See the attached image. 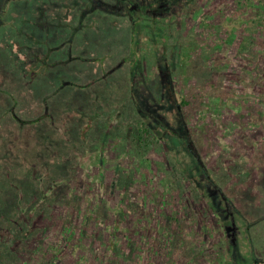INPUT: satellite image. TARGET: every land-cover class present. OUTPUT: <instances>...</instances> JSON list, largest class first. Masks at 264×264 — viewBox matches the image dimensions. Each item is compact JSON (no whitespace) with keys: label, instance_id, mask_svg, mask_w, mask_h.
<instances>
[{"label":"rangeland","instance_id":"obj_1","mask_svg":"<svg viewBox=\"0 0 264 264\" xmlns=\"http://www.w3.org/2000/svg\"><path fill=\"white\" fill-rule=\"evenodd\" d=\"M143 1L156 8L154 0ZM249 1H190L192 8L180 9V18L174 11L170 19L179 20L169 27L154 17L145 27L136 28L120 16L111 30L99 12L93 15L97 25L86 30L81 42L73 43L77 61L68 60L72 54L65 42L47 50L53 51L48 76L26 85L22 79L6 80L22 106L18 104L16 115L12 111L0 117V121L4 118L0 212L9 213L7 218L0 216V225L6 227L0 230V238L10 235L8 228L23 233L12 238L14 246L4 253V264H165L168 242L175 238L167 225L170 216L188 224L177 234L181 240H176L173 255L178 264H237L240 255L264 256V98L260 97H264V55L248 59L238 47L242 27L251 25L264 38V17L258 21L256 14L264 6L251 0L259 8H248L242 27L230 23L237 26L231 42L232 35L225 32L227 16ZM37 30L42 31L39 26ZM25 37L30 38L28 33ZM206 46L214 53L199 52ZM135 49L140 60L136 71L135 57L129 54ZM1 52L5 62L9 56L15 59L9 50ZM175 56H180L178 62L173 61ZM59 59L65 60L67 68H61L64 62ZM243 59L250 61L241 64L247 68L246 75L239 63ZM163 60L171 63L169 69L161 67ZM100 63L111 72L98 80ZM15 68L14 63L9 65L7 78ZM46 78L56 80L48 83ZM65 79L81 86L62 84ZM169 82H173L170 89ZM184 91H194L203 102L186 112L187 126L174 117L169 105ZM135 93L165 119L155 128L159 144L148 157L129 147L122 111L108 112V106L125 102L126 96L133 100ZM4 98L0 94V110L9 106ZM46 111L50 116L24 124L21 130L15 125L14 117L31 120ZM205 170L208 177L203 179L199 173ZM218 190L227 200L214 195ZM75 201L78 207L71 208ZM129 204L137 210L143 207L147 215L137 216ZM218 214L228 220L223 222Z\"/></svg>","mask_w":264,"mask_h":264},{"label":"trees","instance_id":"obj_2","mask_svg":"<svg viewBox=\"0 0 264 264\" xmlns=\"http://www.w3.org/2000/svg\"><path fill=\"white\" fill-rule=\"evenodd\" d=\"M59 1H61L62 3L57 5ZM190 1L193 2L195 0H154L153 2L157 4L156 8H151L150 6L147 7L143 5L145 3V1L143 0H110L109 2H107V0L106 1L105 0H0V46H2L0 47V68H1L0 75H2L3 71H5L6 69V71L3 74L4 78H0L1 83L2 81L5 82L4 84H0V94L5 95L4 99L9 100L10 102L9 106L0 110V117L5 118L12 111H13V114H15L16 108L19 109L18 104L22 106L21 102L19 101L20 96L16 94V91L14 92V90L6 86L7 84L6 80L8 79L10 81L17 83L16 81L17 79L18 81L22 79L23 84L26 85L25 83L29 84V82L37 78H40L43 74H46V76H48V71H50L52 68L51 65L48 64L49 62L48 58L51 57L50 53L52 54L53 51H50L49 53H47L48 52L47 50L59 44L63 45L65 42H68L67 47H68V50H70V53L72 54L70 55V57H68V60L71 61L72 59H74L77 61L78 59L77 55L72 52L74 48L73 43L79 42V41L81 42L82 38L85 37V35L87 34L86 30L90 29V26L97 25L95 21H93L94 14L99 13V12L103 14L105 19H107L106 26L108 29H111V30L113 27H117L116 23L118 22L120 16L128 19L130 21V24L133 22L134 24H131V26L136 27V28L139 26L145 27L146 22L148 23L149 21H153L154 17L155 18L159 17L158 19H160V21H162L161 23H163V25L165 26L168 24H174L179 20V18L181 17L179 10L182 9L183 7L188 6L189 8H192ZM250 1L249 3L247 2L246 7H242L239 4L241 7L238 10L233 11L234 14L232 12L229 14V16L226 15L228 18V24L226 26L225 32H228V33L230 32L228 36L232 35L228 40L229 42H231L232 37H235V33L233 32L234 31L233 29L235 26L234 27L230 26V23H232L233 25L239 24L242 27V23H243L242 20H244V18L242 17L247 16V13L249 12L248 8L249 7L259 8L257 5L255 6L252 3H250ZM256 1L262 4V6H264V0H256ZM239 3H242V1H240ZM76 4H79V6H76ZM57 8H64L67 11L65 13L55 12ZM58 10L59 9H57V11ZM174 11H177V14H179V18L176 22L170 19L172 15L174 16ZM47 13H49L50 16L46 18ZM114 14L116 15V18H114ZM256 14H258V18H257L258 21H261L260 19L264 17V9H256ZM253 22H257V21L255 20ZM109 23H112V25H110ZM35 25L39 26L42 29V31H38L37 26ZM53 25L55 27V30L50 31L48 27L53 26ZM31 27H32V30H31ZM28 28H30V31ZM244 28L245 27L241 28L243 30V36H241V39H239L240 43L238 47L240 51H242V53H246L248 55V59H250L251 57H254L255 55H259V56L264 55V38L258 37L257 31L251 25L249 27L246 26V28L248 29L246 28L244 29ZM24 33L26 34L28 33V36L30 38H26L25 37L26 34ZM30 35H32V37ZM78 35H80V37H78ZM36 36H40V37L38 38ZM90 38H92L93 40L96 37L92 35ZM220 38L223 39L225 37H220ZM10 43H12V45ZM181 46H179L178 48L180 56H182ZM4 48H5V51L9 50V54L12 53L11 55H13L15 59L14 58L11 59L9 56V60L7 59V62H5L2 59L3 54L1 52L2 50H4ZM26 49L27 50L30 49V52L27 51L24 54ZM178 49H177V52H178ZM203 50L207 51L208 55H210L213 49L211 50L210 47L206 46L205 48L200 49L199 52L201 53ZM129 54L135 57L134 59L135 63H133V66H134V70L136 71L137 70L136 68L139 66L138 64L140 63V60L137 55V49H135L134 51H131ZM180 56H179V59H180ZM173 59H174L173 61H176V62L179 61L178 57L176 56ZM9 61H11V63H14V65L16 66L15 68L16 71L14 70L13 71L14 73L11 74L9 78H7V70H8L7 68H9V65L11 64ZM61 61L64 62V65L61 68H67V65L65 64L66 63L65 60H61ZM167 62L168 61L163 60L161 62V67L167 66L169 69L170 62L169 63ZM213 62L215 61L213 60ZM100 64H101L102 73H100V75L96 78L98 80L100 78H104L108 73L111 72V70H108L105 72V70H103V67H102L103 64L102 63ZM173 64L174 63L172 62V65ZM247 64H250V61H248ZM217 66H218L217 68H220V63H217ZM112 67H114V65ZM246 69L247 68H245L243 71L244 75L248 73ZM46 80L49 83L50 81L54 82V80L56 79L46 78ZM60 81L62 82V84H68L70 82L69 80H66V81L60 80ZM70 84L81 86V84H75L72 82H70ZM171 85H173V82L168 83L169 89L171 88ZM191 92L192 93H188L184 91L183 94H181V98L179 100L175 98H171V101H170L171 104L169 102V105L172 107L171 111L174 112V115H175L174 117L179 118V120H181L180 122H182L185 126H187L186 122L188 121L187 120L188 116H186V112L190 110L191 108L196 107L199 104H203V102L200 99L198 100V96L196 95L197 93L195 94L194 91H191ZM260 97H262L261 99L264 98L263 95H261ZM46 98L47 97L45 96L43 100H46ZM144 99L145 98L143 97L142 100H139L136 93L133 95V100H130L128 96H126L125 102L119 101V103H117L116 105L109 104L111 106H108L109 107L108 112L115 114L117 113L118 110L122 111V114H124L127 118L126 119L127 123H125L126 125L124 124L123 133L126 135V140L129 144V147L132 148V151L135 154L140 153V155L148 157V154L151 153V151L154 150L159 144V140L155 139V134H154L155 128L157 129L158 122H162L165 119L163 117L161 118H159V116L157 117L155 114L154 107L152 106L153 104L149 106V104H146L144 102ZM41 100L42 98H40V101L38 102L39 105L40 103H42ZM168 109L170 110L171 108H168ZM45 114L50 116V114L46 111V112H43L42 114L34 116L33 119L31 120L28 118H26V120H20V117H14L16 120V123L15 122L14 123L15 125L17 124L19 127L18 129L21 130L23 126L29 123L35 122L39 120L40 118H43V116H47ZM203 115L204 114H202V117ZM215 116H218V115H215ZM95 117H97V115ZM220 118L221 117H219V119ZM3 119L0 121V127L2 126L1 123ZM94 121H97L98 123H100L98 119L96 120L94 119ZM19 122H21L20 123L21 125L18 124ZM96 130L99 131L100 127ZM157 136L158 134L156 135V137ZM119 158L120 157H118V154H116V156L114 157L116 166H119V164L117 165ZM194 159L199 162L198 165H202L204 166V168H206L205 167L206 165L205 164L203 165L202 163L203 161L200 158H197L194 156ZM199 174L203 176V179L208 177V173L206 170L203 172L200 171ZM3 178H5L4 175H3ZM174 180L176 181V179H173L172 182H175ZM211 181L212 180L210 179V183ZM214 190H217V188H215ZM216 193L220 195L219 198L221 197L220 198L221 200H225V199L227 200V197L223 195L224 192L218 190L215 192L214 195H216ZM212 199L215 201L213 197ZM214 201L212 203H215ZM76 205L78 207L77 201L73 202V204H71L70 206L71 208L73 206L75 208ZM130 206H131V211H133V213L134 212L138 213L137 216L147 215V212H145V209L143 207L137 210L136 206L134 205H130ZM217 206L221 210H224L221 204L220 205L217 204ZM208 207L213 209L215 213H220L217 211L214 204L212 205L211 203H209ZM117 210L119 212L117 216H119L122 209H120L119 207ZM124 210H128V209L125 208ZM125 213H126L125 215H127L129 214V211H125ZM13 214H15V212H13ZM218 215L223 216L221 214H218ZM0 216L7 218L9 216V213H4V211H1ZM14 216L16 217L18 215H14ZM225 220H228V219L224 217L223 222ZM112 222L116 224L118 222V218L117 217L112 218ZM85 223H87V221ZM167 223H168L167 225L170 226V228H172V229L170 228L169 229L172 230L173 232L172 234L174 235L175 238L170 239L168 242L171 248L166 253L167 256L165 258L166 260L165 264H178L179 262H176V259L178 257L176 258V256L173 255L175 253L174 248L176 247V240L177 241L181 240V237L177 234L186 230L188 228V224H186L184 221H181L180 218H177L174 216H170V218L168 217ZM253 223L251 225H253ZM3 228H6V227L2 223V225H0V230ZM8 232L10 234L9 236L4 235V238L6 240H4L3 237L0 238V242L3 241L2 243H0V264L5 263L3 261L4 253L5 252L8 253L9 251H11V249L14 246V240L12 238L13 237L20 238V235L22 236V233H23L22 230L20 229L17 230L16 227L14 229L8 228ZM54 255L56 256V253H54ZM180 258H182V256ZM239 258L241 260L237 264H264V256L259 257L254 254H250L249 256H246V257L243 255H240ZM225 264H236V263L235 261L233 262L229 261V263H225Z\"/></svg>","mask_w":264,"mask_h":264},{"label":"crops","instance_id":"obj_3","mask_svg":"<svg viewBox=\"0 0 264 264\" xmlns=\"http://www.w3.org/2000/svg\"><path fill=\"white\" fill-rule=\"evenodd\" d=\"M218 38H220V36H218ZM235 37H233V39H234ZM212 52L214 53V51L212 50ZM222 58H225V59H222V62H224V61H226L227 62V59H226V57L225 56H222V55H220ZM221 62V64H223ZM247 62H248V60L247 59H243V61L242 62H239L240 63V68L242 67L243 69H244V66H242V65H244L245 64V66L247 65ZM225 63V62H224ZM220 64V65H221ZM242 64V65H241ZM221 69V68H220Z\"/></svg>","mask_w":264,"mask_h":264}]
</instances>
